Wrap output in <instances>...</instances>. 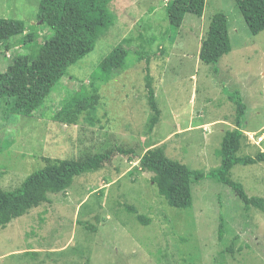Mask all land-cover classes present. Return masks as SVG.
Returning <instances> with one entry per match:
<instances>
[{
  "label": "rangeland",
  "instance_id": "1",
  "mask_svg": "<svg viewBox=\"0 0 264 264\" xmlns=\"http://www.w3.org/2000/svg\"><path fill=\"white\" fill-rule=\"evenodd\" d=\"M39 2L0 0V18L27 25L22 45L0 44V72L16 55H34L51 35L37 21ZM166 3L114 1V26L92 53L69 67L68 78L55 88L43 113L24 118L6 115L0 106V188L5 191L18 189L47 165L46 159L54 163L116 148L133 151L98 162V169L76 177L69 189L49 194L39 207L0 228V264H264V213L254 207L245 211L233 189L207 177L192 185V206L177 209L160 196L152 174L138 169L137 159L150 147H163L170 160L190 169H214L215 150L224 132L234 127L211 123L221 118L235 126L237 106L231 96L236 93L247 106L244 128L264 126V31L250 33L234 0H205L202 17L187 14L174 30ZM218 13L228 19L232 51L206 65L200 53ZM118 46L130 53L126 69L101 86V104L82 114L77 124L55 121L63 104ZM149 85L161 110L152 131ZM193 116V127L208 124L204 133L210 135H175ZM263 134L264 128L257 135L245 133L237 155L264 152V141L256 145ZM256 167L236 165L230 175L249 197L261 196L253 176Z\"/></svg>",
  "mask_w": 264,
  "mask_h": 264
},
{
  "label": "trees",
  "instance_id": "2",
  "mask_svg": "<svg viewBox=\"0 0 264 264\" xmlns=\"http://www.w3.org/2000/svg\"><path fill=\"white\" fill-rule=\"evenodd\" d=\"M116 0H40L37 21L48 28L51 35L32 56L16 55L6 71L0 72V106L4 105L6 115L14 114L24 118H34L43 113L47 100L55 88L68 78L69 67L83 60L94 51L97 43L104 38L116 22L111 9ZM166 11L170 25L179 30L187 14L202 17L205 0H166ZM249 31L258 35L264 31V0H234ZM27 25L22 20L0 18V44L7 48L22 45ZM5 47V48H6ZM232 51L229 38V23L226 15L215 14L211 20L207 39L204 41L200 60L206 65L217 64ZM129 51L116 47L99 64L90 76L87 85H81L74 95L63 104L54 115V120L65 125L77 124L82 114L97 108L102 101L100 88L118 77L126 69ZM231 99L237 106V127L225 133L219 155L221 167L205 174L190 169L186 164L170 160L163 147L148 149L139 157L138 169L152 174L160 196L166 203L177 209H187L193 204L192 185L207 177L218 179L230 187L244 204V210L256 208L264 213V198L249 197L239 182L230 178L236 165L264 163V152L256 156L237 155L246 137L242 121L247 106L236 93ZM148 102L154 115L151 131L159 123L161 110L155 90L148 86ZM116 153L130 155L132 150L116 148L102 154L81 159H65L52 162L29 175L16 190L0 188V228H5L14 219L27 214L47 201L49 194H58L69 189L76 177L99 168V163L111 162ZM135 209L132 208L131 211ZM138 219L146 226L142 216ZM219 239L224 235L225 222L221 218Z\"/></svg>",
  "mask_w": 264,
  "mask_h": 264
},
{
  "label": "crops",
  "instance_id": "3",
  "mask_svg": "<svg viewBox=\"0 0 264 264\" xmlns=\"http://www.w3.org/2000/svg\"><path fill=\"white\" fill-rule=\"evenodd\" d=\"M237 114V113H236ZM201 116V117H200ZM202 116H204V115H199L198 117H200V118H203ZM194 121H195V118H194V116H193V118H191V120H190V122L187 124V125H183V127H182V125L180 126V129L175 133V135H179V134H183V133H187V132H191L192 131V133L194 134V135H196L197 134V137H200L201 135H202V137L204 136V135H210L209 133H204V131H206L207 130V126H208V124H204V125H195V127H193L194 126ZM244 120L242 121V131L244 132V133H247V134H255V135H257L263 128H264V126L263 127H261L260 129H257L256 131H247L246 130V128H244ZM212 125H224V126H229V125H231V127H234V128H231L229 131H233V130H235V129H239L238 127H237V121H236V124H235V126L233 125V124H230L228 121H226L225 119H219V120H216L215 122H213V123H211ZM202 128H203V131H201L202 130ZM195 131V132H194ZM226 132H228V131H225L224 133H226ZM192 133H190L189 135H192ZM185 136H188V134H186V135H184L183 137L182 136H180L181 138H179V141L180 142H182V140L184 139V137ZM212 136V135H211ZM224 136H225V134H224ZM224 138V137H223ZM264 141V134H263V137H261L260 138V140H259V142H257V144L256 145H258L259 146V144L258 143H261V142H263ZM223 142V141H222ZM221 146H222V144H221ZM243 147V146H242ZM150 148H154V147H150ZM149 149V148H148ZM147 149V150H148ZM243 149V148H242ZM221 150V147H220V149H216L215 151H217L216 153L218 154V156H219V158H218V161H217V164H216V166L214 167V169H212V170H216V169H218V168H220L221 167V164H222V158H221V156L219 155V151ZM183 151H184V154L186 155L187 153H188V151H187V149L185 148V149H183ZM200 151H203V150H200ZM214 151V152H215ZM248 155V154H247ZM182 156L184 157V155L182 154ZM187 158V157H186ZM219 160H221V163H219L220 161ZM184 164V163H183ZM220 164V165H219ZM253 166H255L256 167V164H254ZM211 170V171H212ZM200 171V170H199ZM203 172V171H202ZM210 172V171H209ZM209 172H207V173H209ZM205 173V172H204ZM207 173H205V174H207ZM254 179H255V181L258 183V185H259V187H260V197H263L264 198V165L262 164L261 166H259V167H256V169H255V171H254Z\"/></svg>",
  "mask_w": 264,
  "mask_h": 264
}]
</instances>
